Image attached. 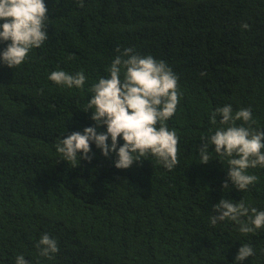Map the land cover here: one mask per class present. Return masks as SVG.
I'll list each match as a JSON object with an SVG mask.
<instances>
[{"label": "trees", "instance_id": "obj_1", "mask_svg": "<svg viewBox=\"0 0 264 264\" xmlns=\"http://www.w3.org/2000/svg\"><path fill=\"white\" fill-rule=\"evenodd\" d=\"M45 3L49 39L17 68L0 64V155L14 154L0 165V264L19 254L30 264H84L88 252L98 254L94 264H240L244 244L254 255L242 264H264V228L242 234L234 221L210 222L221 198L264 210V168L248 170L258 180L247 191L230 181L222 189L227 161L210 146L212 159L200 163L198 151L220 126L210 113L226 104L251 108L252 128L264 130V0ZM118 48L163 60L179 78L185 97L168 121L180 138L172 170L153 156L118 169L115 153L105 157L94 143L91 161L73 167L56 149L94 124L83 109ZM56 70L83 71L84 88L55 84L48 76ZM44 233L59 245L51 260L36 247Z\"/></svg>", "mask_w": 264, "mask_h": 264}, {"label": "clouds", "instance_id": "obj_2", "mask_svg": "<svg viewBox=\"0 0 264 264\" xmlns=\"http://www.w3.org/2000/svg\"><path fill=\"white\" fill-rule=\"evenodd\" d=\"M77 3L84 7V0H77ZM49 19L45 0H0V48L2 43L6 44L0 50V64L15 69L27 61L29 52L42 47L49 39ZM242 27L247 29L249 25L245 23ZM116 51L119 55L107 69L109 76L101 77L91 85L90 99L83 109L91 110L90 118L94 124L85 127L83 132L73 131L63 137L56 149L73 167L78 166L81 159L91 161L94 155L91 144L94 143L105 157L115 153L114 166L118 169H128L134 162L153 156L163 167L172 170L179 164L180 138L174 129L168 128V121L180 116V99L185 97H181L179 78L163 60L141 55L133 48H124L123 51L118 48ZM48 79L62 87L83 89L87 77L83 71L70 74L56 70ZM233 107L226 104L210 113V123L216 126L219 116L220 126L211 135L201 137L203 143L198 151L200 163L207 164L212 159L210 146H214L221 162L227 161V179L222 189L229 188L230 181L235 189L247 191L258 180L248 170L258 166L264 168V130L252 128L256 121L251 108L234 112ZM103 126L106 131H98ZM121 139L122 144L119 143ZM21 150L20 156L29 152ZM7 154L0 155V165L11 163ZM213 209L218 213L210 217L213 226L227 219L236 222L242 234L264 228V210L250 208L242 199L233 203L221 198ZM242 217H247L248 222ZM36 247L39 256L49 260L59 251L57 240L47 233L41 235ZM252 255L254 250L249 244L241 245L235 261L242 264ZM83 260L84 264L97 263L98 254L88 252ZM15 264H30V261L19 254L15 257Z\"/></svg>", "mask_w": 264, "mask_h": 264}]
</instances>
